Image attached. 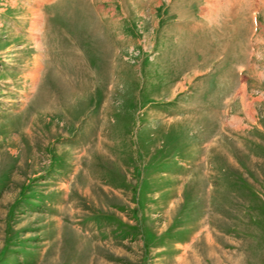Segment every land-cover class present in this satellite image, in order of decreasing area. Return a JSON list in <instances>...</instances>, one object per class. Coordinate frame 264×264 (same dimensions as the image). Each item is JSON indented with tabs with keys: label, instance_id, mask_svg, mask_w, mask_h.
<instances>
[{
	"label": "rangeland",
	"instance_id": "374dc122",
	"mask_svg": "<svg viewBox=\"0 0 264 264\" xmlns=\"http://www.w3.org/2000/svg\"><path fill=\"white\" fill-rule=\"evenodd\" d=\"M0 264H264V0H0Z\"/></svg>",
	"mask_w": 264,
	"mask_h": 264
}]
</instances>
